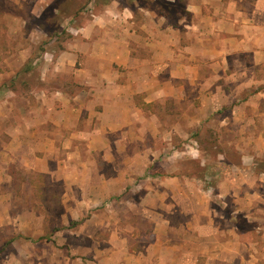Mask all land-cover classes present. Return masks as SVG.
<instances>
[{
  "label": "crops",
  "instance_id": "0c3cea01",
  "mask_svg": "<svg viewBox=\"0 0 264 264\" xmlns=\"http://www.w3.org/2000/svg\"><path fill=\"white\" fill-rule=\"evenodd\" d=\"M95 1L55 54L6 60L39 87L0 98V176L47 174L87 209L140 178L151 234L104 264H264V0ZM214 129L234 134L213 156L181 149Z\"/></svg>",
  "mask_w": 264,
  "mask_h": 264
},
{
  "label": "rangeland",
  "instance_id": "374dc122",
  "mask_svg": "<svg viewBox=\"0 0 264 264\" xmlns=\"http://www.w3.org/2000/svg\"><path fill=\"white\" fill-rule=\"evenodd\" d=\"M95 4V0H0V98L9 93L8 88L18 94L39 87L35 72H22V65H6L8 58L22 59L25 53L27 58H40L45 51L55 54L71 39L70 26L94 11ZM10 71L15 78L5 75ZM172 119L170 115L165 120ZM224 131L214 129L207 136L206 131L188 130L185 137L190 140L181 149L197 157L206 148L213 156L219 146L207 143V138L218 132L219 136L234 134ZM229 150L231 157H226L235 164L236 154ZM185 165L193 171L200 168L199 160H186ZM257 167L264 169V159ZM9 173L11 177L0 176V264H104L112 260L102 256L110 249L136 251L146 245L152 224L133 205L141 194L137 191L140 178L131 179V189L114 194L113 205L87 209L75 207L69 194H63L66 185L61 180L21 168L9 167ZM72 221L80 225L69 226Z\"/></svg>",
  "mask_w": 264,
  "mask_h": 264
},
{
  "label": "trees",
  "instance_id": "16d2710c",
  "mask_svg": "<svg viewBox=\"0 0 264 264\" xmlns=\"http://www.w3.org/2000/svg\"><path fill=\"white\" fill-rule=\"evenodd\" d=\"M157 1H160V7H162V6H165V5H167V6H169L170 7V5L169 4H167L166 2H165V0H157ZM173 9H175V10H178V8H179V6L177 5V4H172V6H171ZM63 48V46L61 45V46H59L58 47V50L59 49H62ZM145 108V107H144ZM263 162V161H262ZM260 169V168H259ZM78 224V222H76V221H72V222H70V224H69V226H75V225H77ZM40 239H42V237L40 238ZM46 240H49V238H46Z\"/></svg>",
  "mask_w": 264,
  "mask_h": 264
}]
</instances>
